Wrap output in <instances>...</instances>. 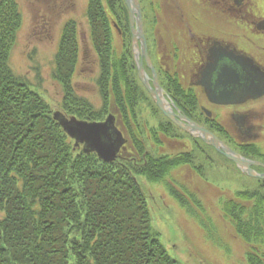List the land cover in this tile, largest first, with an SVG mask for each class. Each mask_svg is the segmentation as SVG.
<instances>
[{
    "label": "trees",
    "instance_id": "trees-1",
    "mask_svg": "<svg viewBox=\"0 0 264 264\" xmlns=\"http://www.w3.org/2000/svg\"><path fill=\"white\" fill-rule=\"evenodd\" d=\"M87 17L99 61L101 107L73 85L80 50L74 20L64 26L52 77L62 87L60 111L66 116L95 122L115 115L126 150L113 162L76 147L50 103L14 72L10 53L22 12L17 0H0V264H72L71 257L75 264H183L154 228L137 175L160 182L194 162L189 151L155 155L150 139L162 145V136L185 135L207 144L169 120L142 84L124 0H88ZM144 104L159 115L157 124L143 119ZM255 180L257 187L238 190L224 209L253 245L264 240V180Z\"/></svg>",
    "mask_w": 264,
    "mask_h": 264
},
{
    "label": "rangeland",
    "instance_id": "rangeland-1",
    "mask_svg": "<svg viewBox=\"0 0 264 264\" xmlns=\"http://www.w3.org/2000/svg\"><path fill=\"white\" fill-rule=\"evenodd\" d=\"M139 1L144 33L153 60L157 49L166 51L170 26L168 14L174 10L175 2ZM179 1L185 3V0ZM17 2L22 12V23L10 53L14 72L29 80L50 103L54 113L61 112L63 90L52 77V71L64 26L67 21L74 20L80 50L73 85L80 96L87 98L95 107H101L102 97L97 84L99 61L87 17L88 0ZM114 36L116 49L120 51L121 37L117 32ZM142 117L150 125L157 124L160 119L159 115L153 116L146 104ZM161 139L162 145L151 139L147 141L155 155L174 156L181 151L194 155L193 164L173 170L160 182H151L137 175L152 210L154 228L160 231L161 239L169 245L171 254L183 264H255L252 259H260L263 264V238L255 242L256 245L252 239L248 242L242 235L244 232H237L236 225L224 211L225 204L238 190L258 186L255 178L241 172L234 162L226 160L208 144L205 146L185 135L179 139L165 136ZM76 147L83 149L82 144ZM250 234L252 237V231ZM70 263L75 264L74 257Z\"/></svg>",
    "mask_w": 264,
    "mask_h": 264
},
{
    "label": "flooded vegetation",
    "instance_id": "flooded-vegetation-1",
    "mask_svg": "<svg viewBox=\"0 0 264 264\" xmlns=\"http://www.w3.org/2000/svg\"><path fill=\"white\" fill-rule=\"evenodd\" d=\"M174 2L166 51L157 49L152 60L145 36L164 95L177 113L264 164V0Z\"/></svg>",
    "mask_w": 264,
    "mask_h": 264
},
{
    "label": "water",
    "instance_id": "water-1",
    "mask_svg": "<svg viewBox=\"0 0 264 264\" xmlns=\"http://www.w3.org/2000/svg\"><path fill=\"white\" fill-rule=\"evenodd\" d=\"M129 13L130 29L132 34V46L134 59L137 64L139 78L146 87L154 102L161 112L182 130L195 138H199L206 144L215 148L226 158L235 163L238 169L244 174L264 180V172H259L253 166H264L257 160L248 159L230 148L214 132L202 126L198 122L179 114L175 111L173 104L163 93L157 78V74L151 64L147 51V41L144 33V21L139 0H124ZM145 61L154 73V86L148 80L143 61ZM54 119L59 122L65 132L75 140V145H83V150L87 153L95 152L98 157L105 162L115 161L121 150H125L126 139L123 132L116 126L114 114H109L103 121L89 122L80 120L75 116H66L57 111Z\"/></svg>",
    "mask_w": 264,
    "mask_h": 264
}]
</instances>
